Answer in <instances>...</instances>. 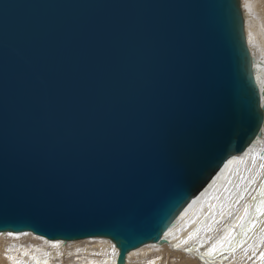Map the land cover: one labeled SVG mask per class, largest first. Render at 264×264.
I'll return each mask as SVG.
<instances>
[{
    "label": "water",
    "instance_id": "water-1",
    "mask_svg": "<svg viewBox=\"0 0 264 264\" xmlns=\"http://www.w3.org/2000/svg\"><path fill=\"white\" fill-rule=\"evenodd\" d=\"M263 134L242 0H0V232L127 264Z\"/></svg>",
    "mask_w": 264,
    "mask_h": 264
},
{
    "label": "bare ground",
    "instance_id": "bare-ground-1",
    "mask_svg": "<svg viewBox=\"0 0 264 264\" xmlns=\"http://www.w3.org/2000/svg\"><path fill=\"white\" fill-rule=\"evenodd\" d=\"M242 6L246 35L256 57V75L264 88V0H242ZM259 140L249 152L251 158L240 160L238 174L232 173L221 187L214 188L217 183L213 181L178 216L164 235L168 242H149L132 249L127 264H264V215L255 213L264 200V156H260L264 134ZM245 205L249 215L240 223ZM233 229L231 247L221 248L219 241ZM118 254L115 242L101 236L65 241L30 231L0 232V264H117Z\"/></svg>",
    "mask_w": 264,
    "mask_h": 264
},
{
    "label": "snow or ice",
    "instance_id": "snow-or-ice-1",
    "mask_svg": "<svg viewBox=\"0 0 264 264\" xmlns=\"http://www.w3.org/2000/svg\"><path fill=\"white\" fill-rule=\"evenodd\" d=\"M229 163H231V161ZM262 167H264V165H262ZM261 195H264V191L261 192ZM255 213H256L257 216L264 215V200H261L260 203L256 206ZM248 215H249V206L248 205H245V207H244V215L239 218V222L240 223H243L244 218L246 216H248ZM255 226H256V221L253 220L251 222V227L254 228ZM234 235H235L234 229L233 230H230L228 232L227 236L223 240L219 241V246L221 248H223V247H231V241H232V238H233ZM246 235H247V232H245V236ZM243 242L244 241L241 240L239 243L240 244H243ZM211 251H213V252L216 251V246L215 245L213 246V248L211 249ZM261 259L264 260V253H261Z\"/></svg>",
    "mask_w": 264,
    "mask_h": 264
}]
</instances>
